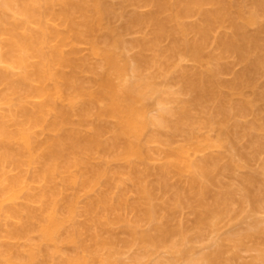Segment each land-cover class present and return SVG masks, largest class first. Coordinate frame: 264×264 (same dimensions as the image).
Listing matches in <instances>:
<instances>
[{
    "label": "bare ground",
    "instance_id": "bare-ground-1",
    "mask_svg": "<svg viewBox=\"0 0 264 264\" xmlns=\"http://www.w3.org/2000/svg\"><path fill=\"white\" fill-rule=\"evenodd\" d=\"M261 77L264 0H0V264L231 262L194 244L264 211Z\"/></svg>",
    "mask_w": 264,
    "mask_h": 264
},
{
    "label": "rangeland",
    "instance_id": "rangeland-1",
    "mask_svg": "<svg viewBox=\"0 0 264 264\" xmlns=\"http://www.w3.org/2000/svg\"><path fill=\"white\" fill-rule=\"evenodd\" d=\"M111 2H113V3H115L116 5L118 4V2H119V0H110ZM123 20L124 19H122V18H119V17H115V18H113L112 19V22H113V24L115 25V26H120L121 24H122V22H123ZM138 34H132V35H128V37L130 38V37H133V36H137ZM81 50H82V52L83 53H85V54H88V51H89V49H88V45H86V44H82L81 45ZM212 50H213V48L212 47H208V48H206L205 49V51H204V58L202 59L203 61H195V60H192V59H188V58H184V59H182L183 60V65L185 66V67H187V66H190V68L192 67H194V68H198V69H201V68H203V66H204V68H205V66H208V65H212V66H216V62L214 61V60H211V58L209 57L210 56V53L212 52ZM132 53H133V51H132ZM31 60H33V59H31ZM208 63V64H207ZM207 64V65H206ZM209 66V67H210ZM235 68L237 69L238 67L237 66H235ZM239 68H240V66H239ZM91 76H93V75H91ZM232 77V75H230V74H228V75H225V77L226 78H229V77ZM159 78V81L160 82H162L163 80H164V78L162 77V76H159L158 77ZM263 78L261 77V81H264V79L262 80ZM158 80V79H157ZM174 81H172V83H171V81H169V83H171L172 84V86H170L171 88H176V86H174L173 87V83ZM259 82H260V80H259ZM261 83V82H260ZM259 83V84H260ZM264 83V82H263ZM175 85V84H174ZM169 87V88H170ZM249 93H250V91H249ZM30 101H35L36 100V98H30L29 99ZM178 138V137H177ZM176 138V139H177ZM175 139V140H176ZM178 140V139H177ZM176 140V141H177ZM182 141H183V137L182 136H179V141H177L178 143H182ZM176 142V143H177ZM177 143V144H178ZM154 146H159V148H162V151L163 150H165L166 149V146H164V145H157V144H154ZM155 148H158V147H155ZM163 148H165V149H163ZM243 150L245 151V149L243 148ZM164 153H160V154H157L156 155V153L154 154L155 156H154V158L152 159L151 158V166H155V167H157V166H159L160 164H161V162L163 163V159H162V157L163 158H165L164 157V155H163ZM159 155V156H158ZM161 155V156H160ZM163 155V156H162ZM122 161H119L118 163L116 162V163H114L115 165L117 164H119V163H121ZM253 162V163H252ZM122 164V163H121ZM251 167H250V166ZM258 165H259V162H258V160H256V159H253V160H251V163L250 164H248V166L250 167L249 169L250 170H254V169H252L253 167H256V169H258ZM247 166V167H248ZM246 169V168H245ZM249 169H248V171H249ZM10 171V174H14V173H16V171L14 170V169H10L9 170ZM244 172V171H243ZM174 177H175V179H174ZM177 178V179H176ZM176 180L178 181V177H176V176H173L172 178H171V181L172 182H176ZM236 183V182H235ZM214 189H216L217 190V187H214ZM249 207V206H248ZM235 208L237 209V210H239L240 209V205L239 204H237V205H235ZM252 208V207H251ZM245 209V208H244ZM247 209V210H246ZM246 211H249L247 214H245V216H241V218H242V220L241 219H236V220H226V221H228V222H226V221H224V222H226V223H223V224H220L219 225V227H217L214 231H209V232H207V233H205V234H203L202 236L203 237H201V238H197L196 240H197V242L194 244V246L197 248L196 250H200L199 252L201 253V251H209V250H213L214 249V251L216 250V252L218 251V250H220L219 248L220 247H218L219 245V243L221 242V244L225 247V248H227V252L225 253V252H223L224 254V256H225V258H228V256L230 257V256H232L231 258H229L228 260H231V262H227L228 264H247L249 261H251L252 262V260L254 259V257L258 254V252L260 253V251L259 250H262V248L264 249V234H263V232H255L254 233V236H256V237H253V233L252 234H250L251 233V228L253 227V228H255L256 226L255 225H253L252 226V224L250 225V223H252L253 221H255L256 220V218H257V220L258 219H260V218H262L263 216H264V211H255V210H253V211H255L254 213L255 214H253L252 213V211H251V209L250 208H247L246 207ZM253 209V208H252ZM239 212V211H238ZM256 212H258V213H256ZM238 214V213H237ZM239 214H240V212H239ZM239 214H238V216H239ZM241 215V214H240ZM185 216V217H184ZM184 216H183V220L184 221H186L187 223H191L192 221H193V219H194V216H193V214L190 212V211H186L185 212V214H184ZM193 216V217H192ZM264 218V217H263ZM81 219H84V217H82ZM239 220V221H238ZM241 220V221H240ZM264 220V219H263ZM231 221V222H230ZM233 221H238L237 223L236 222H233ZM260 221H262V219L261 220H259V222ZM264 222V221H263ZM234 223V224H233ZM236 223V224H235ZM254 223H256V222H254ZM253 223V224H254ZM232 224V225H231ZM257 224V223H256ZM262 224V223H261ZM264 224V223H263ZM257 225H259V224H257ZM145 226V225H144ZM149 226V225H148ZM148 226L146 225L145 227H143L144 229H148ZM220 226H221V228H220ZM251 227V228H249L248 230H249V232L250 233H247L246 234V236H248V234H250L252 237H250V238H246L244 241H242V239H241V241H242V243L243 244H239V245H237L235 242H234V240H233V238H234V236H231L232 234H235L238 230L240 231V229L242 230L243 229V231H244V229L245 228H247V227ZM260 226V225H259ZM264 226V225H263ZM117 230H119V229H117ZM246 230V229H245ZM255 230V229H254ZM253 230V231H254ZM120 231H122L121 229H120ZM119 231V232H120ZM259 231V230H258ZM210 232H212L211 234H208V233H210ZM215 232H217L218 233V235H217V233H215ZM235 232V233H234ZM207 234V235H206ZM104 235H106V234H104ZM205 235V236H204ZM221 235V236H220ZM243 235V234H242ZM121 238H124V237H126V235L124 234V233H120V235H119ZM216 236H217V239H216ZM219 236V237H218ZM225 237H227V238H225ZM228 237H233L232 238V241L230 240V239H228ZM219 238H222V239H219ZM224 238V239H223ZM201 239V240H200ZM216 239V240H215ZM244 239V238H243ZM7 240H11V239H7L6 237H2L1 238V241H7ZM195 240V241H196ZM11 241H14V240H11ZM195 241H193V242H195ZM215 241V242H214ZM216 241L218 242V243H216ZM237 241V240H236ZM238 243H240V242H238ZM221 244H220V246H221ZM226 244L228 245V246H226ZM217 246V247H216ZM230 247V248H229ZM165 248L166 247H164V251H166L165 250ZM137 250V248L135 247V248H132V249H127L128 251H127V253L125 254V256H128L130 253H132L133 251H136ZM168 249V248H167ZM163 250L161 251V249H160V254H165V255H168L169 253H170V251H168V252H163ZM196 250H195V252H196ZM221 250H223L224 251V248H222ZM226 250V249H225ZM230 250V251H229ZM197 251V252H198ZM162 252V253H161ZM196 252V253H197ZM205 253V252H204ZM207 253V252H206ZM164 255V256H165ZM160 257V256H159ZM170 257H171V255H170ZM163 258V257H162ZM161 258V259H162ZM165 259V262L168 260H166V257H164ZM224 258V257H223ZM157 259V258H156ZM171 259V258H170ZM169 259V260H170ZM226 260V259H225ZM152 261V264H154V262H153V260H151ZM260 261H261V259H260ZM260 261H259V263H260ZM168 262V261H167ZM166 262V263H167ZM179 262V261H178ZM250 262V263H251ZM256 262H258V261H256ZM147 263V262H146ZM145 263V264H146ZM151 263V262H150ZM149 263V264H150ZM171 263V262H170ZM169 263V264H170ZM258 263V264H259ZM179 264V263H178ZM226 264V263H225ZM262 264V263H261ZM264 264V263H263Z\"/></svg>",
    "mask_w": 264,
    "mask_h": 264
}]
</instances>
